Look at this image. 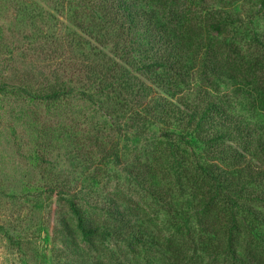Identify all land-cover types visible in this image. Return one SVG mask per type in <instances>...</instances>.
I'll use <instances>...</instances> for the list:
<instances>
[{
	"label": "rangeland",
	"instance_id": "374dc122",
	"mask_svg": "<svg viewBox=\"0 0 264 264\" xmlns=\"http://www.w3.org/2000/svg\"><path fill=\"white\" fill-rule=\"evenodd\" d=\"M101 4V0H0V85L64 86L67 93L53 104L28 103L14 90L0 94V264H80L84 260L65 251L59 241L64 235L58 230L71 216L68 204L58 200L59 192L63 196L67 192L79 207L94 206L93 214L100 212L105 199L113 198L160 236L174 229L172 217L161 211L149 189L129 177L126 166L130 156L142 157L144 151L159 146L165 140L163 132H188L186 123L176 119L192 101L210 100V93L204 91L210 76L202 71L198 61L202 56L194 61V55H182L183 68L171 64L174 71H170L162 58L154 69L146 68L145 55L123 49V43L118 48L98 47L77 24H83L79 16L85 17L86 10L90 15L94 9L101 11ZM173 5L185 13L191 10L188 18L200 16L204 23L231 15L241 18L240 29L204 28L203 44L217 45L231 38L252 61L264 58V49L252 45L257 39L264 41V0H174ZM260 68L264 75V63ZM154 74L164 78L162 84L154 83ZM229 78L217 83L214 101L228 102L243 124L259 128L264 112L252 101L258 105L260 90ZM147 87L149 99L161 104L156 112H164L163 118L157 114L150 118V124L141 119L146 109L138 98ZM50 126L58 127L55 133ZM37 131L53 136L46 139L47 149L45 144L37 146ZM115 147L119 158L111 154ZM103 157L109 160L101 163ZM141 159L142 164H151V159ZM56 183L65 185L54 190L59 195L50 188ZM191 230L199 228L192 225ZM113 245L108 240L104 246L114 252ZM194 258L186 264H219L208 256ZM150 262L139 260V264Z\"/></svg>",
	"mask_w": 264,
	"mask_h": 264
},
{
	"label": "trees",
	"instance_id": "16d2710c",
	"mask_svg": "<svg viewBox=\"0 0 264 264\" xmlns=\"http://www.w3.org/2000/svg\"><path fill=\"white\" fill-rule=\"evenodd\" d=\"M173 1L101 0V11L95 13L94 9L90 15L86 10L85 17L79 16L83 24L78 27L98 47L118 48L123 43V49L130 47L132 53L145 55L146 68L154 69L162 58L170 71H174L171 64L183 68L182 55L192 54L194 61L202 56L198 61L210 76L204 86L210 100L192 101L176 119L186 123L184 130L188 132H163L165 140L157 147L151 143L153 150L143 152L142 157L151 159V164H142L141 154L137 153L129 157L126 166L129 177L149 189L161 211L172 217L173 231L164 236L150 231L113 198L105 199L100 212L93 214L94 206L79 207L77 200L67 198V192L66 196L59 192L58 200L67 203L71 211L58 230L64 235L59 241L65 251L84 259L80 264H119V260L131 264H139V260L186 264L199 255L219 260V264H264V123L259 128L249 127L243 124L242 116L230 111L228 102L212 97L225 76L237 78L260 90L258 105L256 100L252 105L264 112V75L260 74L264 58L252 61L247 51L229 41L231 38L217 45L203 44L204 28L215 32L233 26L240 29L244 27L241 18L231 15L224 21L204 23L200 16L188 18L186 14L191 10H176ZM95 14L99 17L94 18ZM108 26L114 30L110 32ZM256 41L252 45L264 49V41ZM155 76L154 83L162 84L164 78ZM63 89L54 85L36 88L27 83L1 84L0 94L14 90L28 103L53 104L67 96ZM150 91L147 87L138 96L146 109L141 119L149 124L155 114L159 119L164 117V112H156L161 104L149 99ZM57 128L50 126L53 133ZM37 134V146L45 144L47 149L46 139L53 136L43 131ZM118 152L115 147L111 154L119 158ZM107 160L103 157L100 162ZM51 187L55 193L65 185L56 183ZM192 225L199 231H192ZM108 240L114 241V252L104 246Z\"/></svg>",
	"mask_w": 264,
	"mask_h": 264
}]
</instances>
